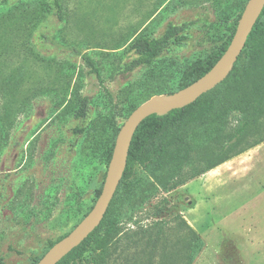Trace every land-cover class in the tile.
Returning <instances> with one entry per match:
<instances>
[{"label": "rangeland", "instance_id": "374dc122", "mask_svg": "<svg viewBox=\"0 0 264 264\" xmlns=\"http://www.w3.org/2000/svg\"><path fill=\"white\" fill-rule=\"evenodd\" d=\"M248 1L64 0L66 22L58 19L53 0H12L0 8L4 264H32L84 219L107 176L111 112L122 127L151 98L174 93L190 64L224 44ZM169 23H192L189 41L150 67L122 73L121 66L133 58L125 53L129 42L142 33L157 38ZM41 33L47 37L44 46L37 42ZM83 54L96 61L103 86L87 76ZM251 58L248 51L218 87L229 94L218 109L228 112L226 121L213 118L217 127L223 124L219 134L210 141L206 136L212 120L186 131L199 142L197 156L213 152L214 160L233 133L242 92L252 88ZM83 96L91 101L89 120L77 136L73 129L81 122L74 114ZM260 140L264 120L244 148ZM140 176L135 204L154 189L142 171ZM137 206L133 210L124 198L117 207L121 234L102 264H188L196 236L203 246L192 264H264V170H211L175 190L159 189ZM98 254L91 249L87 260Z\"/></svg>", "mask_w": 264, "mask_h": 264}, {"label": "trees", "instance_id": "16d2710c", "mask_svg": "<svg viewBox=\"0 0 264 264\" xmlns=\"http://www.w3.org/2000/svg\"><path fill=\"white\" fill-rule=\"evenodd\" d=\"M10 1L12 0H2L0 8L8 5ZM53 5L60 22H66L64 0H53ZM241 16L242 14H240L238 19ZM192 25V23H184L182 25L169 23L164 33L157 38L145 33L134 37L125 51L128 55H132L133 58L121 66L122 73H132L138 69L150 67L170 52L173 47L184 46L189 41L187 31ZM237 25L238 22L232 29L228 39L218 50L196 60L184 70L180 85L174 93L190 86L213 68L228 49L236 33ZM46 41V34L41 33L38 35L37 42L40 46H44ZM248 51L252 53V73L250 72L252 90L249 88L242 92L240 114L234 118L235 129L227 140L218 147L216 158L210 161L214 154L213 152L197 156V143L199 144V142L195 137H188L186 131L191 126H197L212 120V123L207 128L206 135L210 141L215 134H219L222 130L223 124L217 127L216 121L213 120L216 116L217 119L225 122L229 115L227 114L228 112L225 114L218 110L226 105L229 97L226 90H218L220 84L185 108L176 109L163 115H152L141 123L133 137L125 173L103 221L81 245L58 264H102L104 257L109 253L110 246L118 241L121 234V218L116 215V210L124 198L128 203H132L133 210H138L140 208L137 205H142L144 201L153 196L155 197L159 189L169 192L184 186L189 181L210 172L223 163L264 142V140H260L254 146L244 148L246 141L259 128V123L264 120V10L234 67L240 64L243 56ZM82 59L88 67L87 76L95 77L99 84L103 86L104 80L96 61L89 54H83ZM248 70L250 71L249 65L248 69L245 70V76L248 77L246 79L247 83H249L250 77ZM106 93L109 94L108 91ZM90 105L91 101L88 96L79 98L78 108L74 116L81 124L73 129L77 136L82 135L86 131L85 125L89 120ZM111 127L114 132V142L108 152L107 167H109L112 159L116 139L121 129L115 122L113 112H111ZM198 161L201 166L197 164ZM189 167V170H185ZM140 171L151 182L153 181L154 189H152L151 194L142 196L135 204L133 199L144 181V178L140 176ZM103 186L104 184L96 191L94 203L100 197ZM68 234L51 243L40 258L32 260V264H37L57 242ZM195 238L196 244L191 248L188 264L193 263L203 246L201 238L198 236ZM91 249L99 252L98 258H94L93 262H89L86 257V254ZM0 264H4L2 258H0Z\"/></svg>", "mask_w": 264, "mask_h": 264}, {"label": "water", "instance_id": "95a60500", "mask_svg": "<svg viewBox=\"0 0 264 264\" xmlns=\"http://www.w3.org/2000/svg\"><path fill=\"white\" fill-rule=\"evenodd\" d=\"M264 10V0H249L237 25L236 33L223 56L203 77L167 97L155 96L138 107L121 127L110 161L103 190L93 209L37 264H58L81 245L103 221L125 173L133 137L141 123L152 115H163L196 102L222 83L241 56L247 40Z\"/></svg>", "mask_w": 264, "mask_h": 264}, {"label": "crops", "instance_id": "0c3cea01", "mask_svg": "<svg viewBox=\"0 0 264 264\" xmlns=\"http://www.w3.org/2000/svg\"><path fill=\"white\" fill-rule=\"evenodd\" d=\"M264 142L253 147L247 152L223 163L222 165L216 167L213 170H242V168L247 167L248 170H264V167L258 166L263 164L264 166ZM200 178V177H199ZM198 179V178H197ZM239 182L240 180H234L232 182ZM205 186V182H202Z\"/></svg>", "mask_w": 264, "mask_h": 264}]
</instances>
